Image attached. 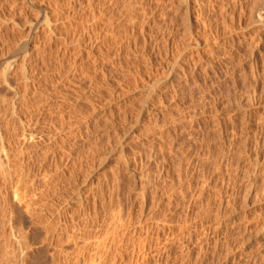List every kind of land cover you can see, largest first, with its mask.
<instances>
[{"label": "rangeland", "instance_id": "rangeland-1", "mask_svg": "<svg viewBox=\"0 0 264 264\" xmlns=\"http://www.w3.org/2000/svg\"><path fill=\"white\" fill-rule=\"evenodd\" d=\"M188 1L132 0L131 4H133L134 10L129 4L131 9L128 8L133 13V16L130 17L135 16L134 19H137L134 22L132 18L133 21H131V18L127 16L132 13L127 11L125 16L127 15L126 17L135 24V27L140 25L134 30L135 34H139L138 38L135 39L132 36L134 32L131 34L129 31L132 30L127 29L128 24L126 23L129 21L126 18V20L121 18L120 21L113 19V23L117 24H113L115 31V27L118 30L121 29L116 31L120 34L117 37L116 32L109 34L110 43L106 39L109 44L104 43L107 47L106 45L102 46V49L105 48L103 51L106 57L108 56L103 71V74L104 72L106 74L103 79L105 86L101 87V92L104 91L105 95L96 94L93 96L90 94L91 86L88 84L87 78L85 80L83 78L87 74L86 72L91 70L93 57H87L86 53L82 57L80 56V48L76 41L78 36L82 38L86 32L83 27V31H81L82 24L79 28L76 26L75 32L76 20H73L76 19V16L73 15L74 6L83 4L84 6H82L86 7L88 0H17V2L15 0H0V78H2V80L0 79V125L3 121V114H5L3 108L13 99V95L10 94L12 90H9L10 86L3 81V71L18 57L19 62L22 61L23 54L19 49L21 43L29 39L33 40L35 45L40 43L35 47V50H32L34 51L32 58L26 66L27 72L30 70L28 74L23 76L25 73L19 71L20 75H17L16 78L18 79L21 73L25 78L19 77L18 81L21 80L20 82L15 78L11 83L13 84L14 81L13 86H19L21 82L24 85L27 82V77L35 78L37 87L33 88L36 87L34 90H39L40 98L38 99L39 96L36 97V95L33 97L41 102L32 98L34 103L28 108L31 111H37L38 115L41 113L39 115L42 119L40 128L45 131L48 129L42 136L47 140L48 138L52 140H48L47 144H42L43 146L40 145L43 149H40L38 157L34 155L36 159L33 160L34 163L26 165L27 176L29 175L28 183L32 185L35 182L36 188L32 187L33 191L38 193V188L45 186L43 191H48L46 189L49 188V194L51 192L52 195L53 191L56 196L63 194L62 196L66 197V201L69 202L75 200L79 195L84 201L93 191L95 193L100 191L103 194L97 193V195L105 196L106 194V210L109 212L107 220L111 219L110 222L120 220V223L123 219L133 222L136 219L138 223L134 221V225L128 226L130 229L136 230H144L147 227L155 229L164 227L161 249H165L160 264H264V27L258 26L257 28L251 23L248 24L249 27L245 25L248 21L247 17L249 18L248 15L251 14V11L249 13L247 9L249 10L251 6L257 7L254 13L264 14V0H259L261 4L256 0L257 3L253 0H225L224 3L222 0H208L214 5L206 0H201L202 10L195 6L198 9L197 12L193 11L194 9L186 12ZM125 2L129 3L128 0H124V4ZM229 2H231L229 6L233 10L231 11L230 8V11L224 10V13L219 7L224 4V9ZM125 5L128 6V4ZM232 5L237 9L233 6L234 10ZM174 7H176V11L177 9L179 11L176 12ZM219 9L223 11L220 12L223 18L218 12ZM239 11L245 15L242 13L241 15ZM198 12L200 14H196ZM230 12L236 16H232L233 14ZM47 14H51V17ZM230 15L237 22L232 19L230 21ZM83 16L82 26L85 27L88 25L87 17H85L86 14ZM163 17L165 18L163 19ZM224 17L226 18L225 22ZM46 18L50 20V29L54 30L46 28ZM220 18H222V22ZM222 23L225 25L223 24V26ZM122 24L127 26H121ZM140 27H143L142 30ZM253 28L259 29L260 32L256 30L258 33L256 32L257 35H255V30L252 31ZM215 29L218 31L216 30V32ZM228 29L232 30L230 34ZM137 30H140V33L143 31L141 33L143 35ZM124 31L126 35L123 34ZM213 32L215 33L213 34ZM110 35H114L112 36L114 41ZM259 35L262 36L259 37ZM128 37L137 40V42L133 41L134 44L136 43L134 48L132 47L133 43L130 46L124 44L129 40ZM199 38L202 42L201 45L197 43ZM115 40L117 45H119L118 41L119 43L122 41L121 46H117ZM114 45L116 46L114 47ZM117 47H122L119 49L120 55L115 52ZM65 49L67 52L70 51L68 55L64 54ZM252 49L253 51H251ZM190 55L191 60L189 59ZM86 67L90 69L88 70ZM75 69L78 72L74 71ZM38 75L39 77H37ZM78 76L80 77L78 78ZM28 81L30 80L28 79ZM54 91L55 93H53ZM249 93L251 95H248ZM36 94L38 95V93ZM48 94L51 95V98L48 97ZM113 94L114 96H112ZM43 98L47 100V103ZM48 99L50 100L48 101ZM105 100L106 105L103 103ZM94 105L97 108L99 105L100 111H93ZM89 106H92V109ZM255 140L256 142H254ZM53 141L56 142L55 146L51 145ZM38 152L39 150H37ZM252 153H255L254 156ZM44 155L46 156L43 157ZM253 157L256 159H252ZM257 159L261 160L260 163ZM44 179H46L45 182L48 179L51 182H47L46 184H49L45 185ZM226 191L227 193H225ZM63 197L61 198L64 199ZM75 204L74 202L72 206L66 205L65 209L69 208L68 212H74L76 208L73 205ZM158 226L159 228H157ZM188 250L192 254L189 259L186 255ZM39 256L42 257H39L38 261L40 259L42 261L40 260L38 263L42 262L43 264L44 256Z\"/></svg>", "mask_w": 264, "mask_h": 264}, {"label": "bare ground", "instance_id": "bare-ground-1", "mask_svg": "<svg viewBox=\"0 0 264 264\" xmlns=\"http://www.w3.org/2000/svg\"><path fill=\"white\" fill-rule=\"evenodd\" d=\"M12 1V0H10ZM17 2V0H15ZM19 1V0H18ZM44 1V0H42ZM58 1V0H57ZM128 2H125L124 0H88L86 7H83L82 5H75L74 6V12L73 15L76 16V24H75V32L77 27L79 28L80 24L83 25V15L86 14L84 19L87 21V26H82L85 28V35L78 36L79 38L77 39L76 43L79 45L78 47L80 48V56L82 57L85 53L87 54V57L92 56L93 57V62H91V70L87 71L86 75L83 76L84 80L87 78L88 84L91 86V93L90 94L94 95H105L104 91L103 93L101 92V87L105 86L104 77H106V74L103 71L106 67V54H105V48L102 49L103 45H106L104 43H107L106 39H109V34H114L113 32H118L119 30L116 28H113V19L119 20L121 18H124L123 20L129 21L127 17L133 16L132 10L133 9V4H131L132 0H128ZM151 1V0H150ZM205 1V0H204ZM203 1V2H204ZM208 0H206L207 2ZM221 1V0H218ZM222 0V3H224ZM229 1V0H228ZM236 1V0H234ZM244 1V0H243ZM255 1V0H253ZM259 1V0H256ZM255 1V2H256ZM263 1V0H262ZM9 2V1H8ZM134 2V1H133ZM175 2V1H174ZM173 2V3H174ZM179 2V1H178ZM177 2V3H178ZM184 2V1H182ZM201 0H189L188 1V7L186 10H192L196 11L198 9H201L202 4L200 3ZM211 2V1H210ZM208 1V3H210ZM226 2V1H225ZM246 2V1H245ZM251 2V1H250ZM260 2V1H259ZM264 2V1H263ZM11 3V2H10ZM33 3V2H32ZM152 3V2H151ZM201 6H200V4ZM213 3V2H211ZM216 3V2H215ZM221 3V2H220ZM231 2L228 3V5L224 4L223 6L219 7L222 8L221 10H229L231 7L229 6ZM257 3V2H256ZM21 4V3H20ZM131 4V8L130 5ZM218 4V3H217ZM244 4V3H243ZM247 4V3H246ZM252 4V3H251ZM259 4V3H258ZM257 4V6H258ZM261 4V2H260ZM259 4V5H260ZM1 5V4H0ZM39 5V4H38ZM43 5V4H42ZM41 5V6H42ZM56 5V4H55ZM65 5V4H64ZM171 5V4H170ZM174 5V4H173ZM176 5V3H175ZM174 5V6H175ZM185 5V4H183ZM194 5V6H193ZM214 5V3H213ZM211 5V7L213 6ZM222 5V4H219ZM218 5V6H219ZM239 5V4H238ZM245 5V4H244ZM255 5V4H254ZM264 5V4H263ZM143 6V5H142ZM157 6V5H156ZM178 6V5H177ZM198 9H196V7ZM200 6V8H199ZM216 6V5H215ZM234 5H232L233 7ZM247 6V5H246ZM127 7V8H126ZM130 9H129V8ZM185 7V6H184ZM235 7V6H234ZM233 7V8H234ZM254 7V6H253ZM247 11H251V14L248 15L249 18L247 17V23L245 24L246 27L248 24L251 23L253 24L254 27L257 26H262L264 27V14H256L254 11H256L257 7L255 6ZM259 7V6H258ZM262 7V6H261ZM1 8V7H0ZM44 8V7H43ZM71 8V7H70ZM172 8V7H171ZM176 7H174L175 9ZM186 8V7H185ZM214 8V6H213ZM236 8V7H235ZM234 8V10H235ZM249 8V7H248ZM50 9V8H49ZM66 9V8H65ZM143 9V7H142ZM154 9V8H153ZM205 7L203 8V10ZM208 9V8H207ZM206 9V10H207ZM218 10V8H216ZM237 9V8H236ZM263 9V7H262ZM46 10V9H45ZM71 10V9H70ZM134 10V9H133ZM202 10V9H201ZM199 10V11H201ZM213 10V9H212ZM220 10V9H219ZM218 11L223 12V11ZM233 9L231 8V11ZM245 10V8H244ZM132 13V15L125 16V12ZM143 11V10H142ZM174 11V10H172ZM176 11V9H175ZM177 11H179L177 9ZM176 11V12H177ZM192 11V12H193ZM209 11V9L207 10ZM224 11V13H225ZM230 11V10H229ZM241 11V10H240ZM239 11V13H240ZM258 11V10H257ZM3 12V11H2ZM48 12V11H47ZM147 12V11H146ZM174 12V13H176ZM206 12V11H205ZM215 13V11L213 10ZM212 12V13H213ZM228 12V11H227ZM234 12V11H233ZM233 12H230L233 14ZM237 12V10H236ZM260 12V11H259ZM262 12V11H261ZM6 13V12H5ZM11 13V12H10ZM40 13V12H39ZM57 13V11H56ZM203 13V11H202ZM229 13V12H228ZM242 13V12H241ZM240 13V14H241ZM46 14V13H45ZM135 14V13H134ZM171 14V13H170ZM196 14H200L199 12ZM210 14V13H209ZM221 14V15H220ZM222 17V13H220ZM244 14V13H242ZM241 14V15H242ZM11 15V14H10ZM48 15V14H47ZM51 17V14H49ZM48 15V16H49ZM57 15V14H56ZM71 15V13H70ZM173 15V14H172ZM188 16V14H186ZM191 15V14H190ZM193 15L195 13L193 12ZM217 15V16H218ZM228 15V14H227ZM238 15V14H237ZM240 15V17H241ZM245 15V14H244ZM247 15V14H246ZM58 16V15H57ZM139 16V15H138ZM142 16V15H141ZM199 16V15H198ZM197 16V17H198ZM201 16V15H200ZM206 16V14H205ZM204 16V18H205ZM214 16V15H213ZM216 16V14H215ZM218 16V17H220ZM224 16V15H223ZM232 16H236V14H233ZM1 17V16H0ZM62 17V16H61ZM64 17V16H63ZM68 17V16H67ZM70 17V16H69ZM68 17V18H69ZM72 17V16H71ZM144 18V16H142ZM179 17V16H178ZM183 17V16H182ZM196 17V16H195ZM229 17V16H228ZM227 17V18H228ZM231 17V15H230ZM5 18V17H4ZM45 18V17H44ZM74 18V17H73ZM126 18V19H125ZM131 18V17H130ZM134 22L137 19H134L132 17ZM132 18L130 19L131 21ZM165 17H163L164 19ZM167 18V17H166ZM173 18V17H172ZM216 18V17H215ZM223 18V17H222ZM220 21L222 22L223 20ZM245 18V17H244ZM52 19V18H51ZM140 19V17H139ZM155 19V18H154ZM196 19V18H195ZM198 19V18H197ZM201 19V18H200ZM233 20L234 17L230 18ZM240 21V18H238ZM67 20V19H65ZM206 20V19H205ZM226 18L224 17V22ZM237 20V19H236ZM120 21V20H119ZM170 21V20H169ZM229 21V20H228ZM235 21V20H233ZM246 21V20H245ZM250 21V22H249ZM72 22V21H71ZM74 22V21H73ZM85 22V23H86ZM118 22V21H117ZM143 22V21H142ZM145 22V21H144ZM171 22V21H170ZM204 22V21H203ZM237 22V21H235ZM242 22V21H240ZM1 23V22H0ZM56 23V21H55ZM60 23V22H59ZM84 23V25H85ZM208 23V22H206ZM213 23V22H212ZM218 23V22H217ZM239 23V22H238ZM6 24V23H5ZM50 20L46 18L45 20V26L46 28L50 29ZM54 24V23H53ZM64 24V23H63ZM74 24V23H73ZM116 24V22H115ZM114 24V25H115ZM127 29L129 28L134 32L135 29H137L140 25L135 27V24L133 22H128ZM126 24H122L126 25ZM138 24V23H137ZM173 24V23H172ZM186 24V23H185ZM188 24V22H187ZM224 23H222L223 25ZM236 24V23H235ZM243 24V23H242ZM117 25V24H116ZM142 25V24H141ZM215 25V23H214ZM218 25V24H217ZM221 25V24H220ZM225 25V24H224ZM223 25V26H224ZM39 26V25H38ZM44 26V27H45ZM67 26V25H66ZM65 26V27H66ZM77 26V27H76ZM119 26V25H118ZM127 26V25H126ZM125 26V28H126ZM144 27V25H142ZM191 26V25H190ZM194 26V25H193ZM204 26V25H203ZM234 26V25H233ZM237 26V25H236ZM241 26V25H240ZM243 26V25H242ZM120 27V26H119ZM143 27H140L143 28ZM173 27V26H172ZM200 27V26H199ZM217 27V26H216ZM231 27V26H230ZM238 27V26H237ZM245 27V26H244ZM243 27V28H244ZM249 27V25H248ZM251 27V26H250ZM185 28V27H184ZM227 26L225 27L226 30ZM229 28V27H228ZM233 28V27H232ZM252 28V27H251ZM259 31V29H257ZM260 28V27H259ZM42 29V28H41ZM44 29V28H43ZM47 29V30H49ZM53 29V28H51ZM50 29V30H51ZM114 29V31H113ZM128 29V30H129ZM186 29V28H185ZM221 29V28H220ZM231 29V28H229ZM228 29V30H229ZM237 29V28H236ZM245 29V28H244ZM248 29V28H247ZM246 29V30H247ZM54 30V29H53ZM70 30V29H69ZM126 30V29H125ZM142 30V29H141ZM199 30V29H197ZM218 31V29H215V31ZM234 30V28H233ZM241 30V29H240ZM251 31V29H249ZM248 30V31H249ZM255 28H253L254 32ZM255 30L254 34L257 32ZM52 31V30H51ZM67 31V30H66ZM73 31V30H72ZM72 32V34L74 33ZM83 31V29L81 30ZM138 31V30H137ZM140 31V30H139ZM138 31V32H139ZM203 31V30H202ZM216 31V32H217ZM223 31V30H222ZM232 31V30H231ZM229 30V34L231 32ZM235 31V30H234ZM243 31V30H241ZM42 32V30H41ZM40 32V33H41ZM44 32V31H43ZM50 32V31H49ZM48 32V33H49ZM115 33L116 37L119 36V33ZM127 32V31H126ZM128 32V35L130 34ZM212 32V29H211ZM220 32V31H219ZM228 32V31H227ZM260 32V31H259ZM263 32V31H261ZM84 33V32H82ZM140 33V32H139ZM143 33V31L141 32ZM140 33V34H141ZM215 32H213L214 34ZM258 33V32H257ZM257 33L255 35H257ZM60 34V33H59ZM80 34V33H79ZM118 34V35H117ZM122 34V32H121ZM125 34V31L123 33ZM122 34V35H123ZM212 34V36H213ZM220 34V33H219ZM222 34V33H221ZM243 34V33H242ZM260 34V33H259ZM262 34V33H261ZM46 35V34H44ZM48 35V34H47ZM53 35V34H52ZM56 36V34H54ZM62 35V34H60ZM69 35V33H68ZM78 35V34H77ZM123 35V36H124ZM139 34H132V36L137 39ZM143 35V34H141ZM217 35V34H216ZM223 35V34H222ZM263 35V34H262ZM262 35H259L261 37ZM34 36V35H33ZM72 36V35H71ZM108 36V38H107ZM114 35H110L112 38ZM130 36V35H129ZM208 36V35H207ZM228 36V35H227ZM49 37V36H48ZM115 37V38H116ZM121 37V36H120ZM125 37V36H124ZM127 37V36H126ZM194 37V36H193ZM197 37V36H196ZM45 38V37H44ZM47 38V37H46ZM55 38V37H54ZM58 38V37H57ZM73 38V36H72ZM114 38V37H113ZM112 40L114 41V39ZM119 38V37H118ZM117 38V39H118ZM129 40H127L125 45L130 46L133 41L135 40L132 37H128ZM207 38V37H205ZM251 38V37H250ZM2 39V38H1ZM49 39V38H48ZM52 39V38H51ZM141 39V38H140ZM197 39V38H196ZM208 39V38H207ZM206 39V40H207ZM241 39V38H239ZM238 39V40H239ZM244 37L242 38V40ZM253 39V38H252ZM50 40V39H49ZM64 40V39H63ZM70 40V39H69ZM76 40V38H75ZM111 40V39H110ZM121 40V39H120ZM215 40V39H214ZM234 40V39H233ZM237 40V41H238ZM33 41V40H32ZM29 40H26L25 42L21 43L19 46V49H21L23 56L21 57V60L19 62V57L18 59H15L9 66L3 71V81L10 86L12 92L10 93L13 95V99L11 100L10 103H7L8 105L3 108V111L5 114H3V121L1 122L0 125V203L2 209H0V264H42L38 263V258L40 257L39 255L44 256V261L43 264H160V259L162 258V255L164 253V249H161V238H162V230L164 227L159 226L155 228H144V230H136V229H130L131 225H134V221H137L134 217V221H124V219L119 223L120 220L115 221V222H110V220H107V217L109 215V212L106 210V194L105 196H99V194H103V192H98L95 193L94 191L90 194V196H87L86 199L83 201L82 196L79 195L75 200L73 201H66V199L61 195L56 196L55 191H53L52 195L51 192L50 194L48 193L50 190L47 188L46 190L48 191H43L45 186L38 188V193L37 191H33L32 187L34 186V183L29 184L28 183V176H27V164L30 165L31 162L34 163V155L35 157H38V154L40 153V149H43L41 146L42 144H45L48 142V140H51L50 138L45 139L44 136H42L46 131L45 129L42 130L40 128V117L37 111H34L28 107L29 105H32L34 103V100H38L40 98L39 96V90H34L37 87V83H35V78L34 77H27L30 81L23 82L25 83L23 86H13L12 80H14L17 75L19 74V71H22L25 76L28 74L27 72V64L30 63V60L32 58L33 49L35 50V47L38 45H35V42ZM56 41V40H55ZM118 41V40H117ZM125 41V38H124ZM229 41V40H227ZM251 41V40H250ZM110 43V41L108 40ZM112 42V41H111ZM116 42V40H115ZM122 42V41H121ZM121 42L117 46H121ZM134 42H137L135 40ZM145 42V41H144ZM241 42V41H240ZM239 42V43H240ZM72 43V41H71ZM107 43V45L109 44ZM196 43V42H195ZM197 43L201 45L202 42H200V38L198 39ZM205 43V42H204ZM203 43V44H204ZM229 43V42H227ZM226 43V44H227ZM234 43V42H233ZM252 43V42H251ZM47 44V43H46ZM58 44V43H57ZM65 44V43H64ZM68 44V43H67ZM73 44V43H72ZM113 44V42H112ZM122 44V45H124ZM145 44V43H144ZM232 44V42H231ZM243 44V43H242ZM256 44V43H255ZM18 45V44H17ZM42 45V43H41ZM44 45V44H43ZM60 45V44H59ZM63 45V44H62ZM61 45V46H62ZM70 45V44H69ZM106 45V47H107ZM114 45V47L116 46ZM134 45L136 46V43H133V48ZM195 45V44H194ZM233 45V44H232ZM252 45V44H251ZM257 45V44H256ZM189 46V45H188ZM211 46V45H210ZM249 46V44H248ZM246 46V47H248ZM34 47V48H33ZM70 47V46H69ZM77 47V46H76ZM77 47V48H78ZM82 47V48H81ZM105 47V46H104ZM113 47V46H112ZM139 47V46H138ZM252 47V46H250ZM254 47V46H253ZM252 47V48H253ZM41 48V47H40ZM51 48V47H50ZM57 48V47H56ZM65 48V47H64ZM118 48V47H117ZM116 48V53L120 55L119 49L117 52ZM124 48V46H123ZM128 48V47H126ZM125 48V49H126ZM237 48V47H236ZM239 48V47H238ZM256 48V47H254ZM258 48V47H257ZM264 48V47H263ZM49 49V48H48ZM71 49V48H70ZM107 49V48H106ZM213 49V48H212ZM57 50V49H56ZM72 50V49H71ZM78 50V49H77ZM104 50V51H103ZM108 50V49H107ZM112 50V49H111ZM115 50V49H114ZM113 50V51H114ZM128 50V49H127ZM134 50V49H133ZM142 50V49H140ZM237 50V49H236ZM245 50V49H244ZM44 51V50H43ZM50 51V49H49ZM86 51V52H85ZM166 51V50H165ZM211 51V50H210ZM241 51V50H240ZM237 51V52H240ZM249 51V50H248ZM253 51V49L251 50ZM20 52V51H19ZM47 52V50H46ZM73 52V51H72ZM110 52V51H109ZM182 52V50H181ZM226 52V51H225ZM18 53V51H17ZM60 53V52H59ZM70 53L67 52V49H65L64 54ZM114 53V52H113ZM112 53V54H113ZM192 53V52H191ZM198 53V52H197ZM204 53V52H203ZM202 53V55H203ZM43 54V53H42ZM45 54V53H44ZM140 54V53H139ZM177 54V53H176ZM18 55V54H17ZM40 55V54H39ZM56 55V54H55ZM70 55V54H69ZM107 55H109L107 53ZM117 55V54H115ZM122 55V54H121ZM125 55V54H123ZM49 56V55H48ZM60 56V55H59ZM95 56V57H94ZM193 56V55H192ZM61 57V56H60ZM63 57V56H62ZM65 57V55H64ZM70 57V56H69ZM72 57V56H71ZM75 57V55H74ZM110 57V56H109ZM116 57V56H115ZM124 57V56H123ZM129 57V56H128ZM195 57V56H193ZM208 57V56H207ZM242 57V56H241ZM17 58V57H16ZM34 58V57H33ZM111 58V57H110ZM113 58V57H112ZM120 58V57H119ZM191 55H190V60H191ZM197 58V57H196ZM247 58V57H246ZM259 58V57H258ZM62 59V58H61ZM72 59V58H71ZM109 59V58H108ZM121 59V58H120ZM127 59V58H126ZM194 59V58H193ZM209 59V58H208ZM248 59V58H247ZM34 60V59H33ZM64 60V59H63ZM68 60V58H67ZM70 60V59H69ZM74 60V59H73ZM187 60V59H186ZM206 60V59H205ZM211 60V59H210ZM227 60V59H226ZM251 60V59H250ZM35 61V60H34ZM72 61V60H71ZM87 61V60H86ZM112 61V60H111ZM109 61V62H111ZM114 61V59H113ZM189 61V60H188ZM32 62V61H31ZM41 62V61H40ZM83 62V61H81ZM116 62V61H115ZM122 62V61H121ZM135 62V61H134ZM178 62V60H177ZM202 62V61H201ZM210 62V61H209ZM36 63V62H35ZM64 63V62H63ZM72 63V62H71ZM211 63V62H210ZM253 63V62H252ZM7 64V65H8ZM34 64V63H33ZM32 64V65H33ZM38 64V63H37ZM73 64V63H72ZM71 64V65H72ZM100 64V65H99ZM178 64V63H177ZM193 64V63H192ZM63 65V64H62ZM81 65V64H80ZM119 65V64H118ZM194 65V64H193ZM204 65V64H203ZM224 65V64H223ZM234 65V64H233ZM2 66V65H1ZM29 66V65H28ZM41 66V65H40ZM55 66V65H54ZM70 66V65H69ZM78 66V65H77ZM85 67V65H83ZM100 66V67H99ZM49 67V66H48ZM60 67V66H59ZM123 67V66H122ZM131 67V66H130ZM227 67V66H226ZM240 67V66H239ZM250 67V66H249ZM263 67V66H262ZM32 68V67H31ZM83 68V67H82ZM87 68V67H86ZM121 68V67H120ZM125 68V67H124ZM139 68V67H138ZM145 68V67H144ZM4 69V68H3ZM44 69V68H43ZM88 69V68H87ZM90 69V68H89ZM88 69V70H89ZM55 70V69H54ZM65 70V69H64ZM86 70V69H84ZM83 70V71H84ZM147 70V69H146ZM194 70V69H193ZM218 70V69H217ZM216 70V71H217ZM220 70V69H219ZM254 70V69H253ZM34 71V70H33ZM59 71V69H58ZM63 71V70H62ZM76 71V69L74 70ZM114 71V70H113ZM124 71V70H123ZM129 71V70H128ZM263 71V70H262ZM18 72V73H17ZM27 72V73H26ZM67 72V71H66ZM78 72V71H76ZM82 72V71H81ZM132 72V71H131ZM144 72V71H143ZM21 73V72H20ZM21 73V76H22ZM32 73V72H31ZM35 73V71H34ZM60 73V72H59ZM84 73V72H83ZM122 73V72H121ZM136 73V72H135ZM225 73V72H224ZM49 74V73H48ZM61 74V73H60ZM169 74V73H168ZM211 74V73H210ZM242 74V73H241ZM259 74V73H258ZM30 75V74H29ZM28 75V76H29ZM65 75V74H64ZM105 75V76H104ZM127 75V74H125ZM202 75V74H201ZM222 75V74H221ZM262 75V74H261ZM19 76V77H21ZM22 76V77H23ZM134 76V75H133ZM247 76V75H246ZM1 77V75H0ZM18 77V79H19ZM39 77V75L37 76ZM66 77V76H65ZM75 77V76H74ZM80 76H78L79 78ZM138 77V76H137ZM188 77V76H187ZM25 78V77H23ZM63 78V76H61ZM73 78V77H72ZM76 78V77H75ZM77 78V79H78ZM82 78V79H83ZM110 78V77H109ZM118 78V77H117ZM124 78V77H123ZM186 78V77H185ZM195 78V77H194ZM234 78V77H233ZM253 78V77H252ZM2 80V78H0ZM17 79V78H16ZM17 79V81H18ZM53 79V78H52ZM60 79V78H59ZM81 79V78H80ZM122 79V78H121ZM128 79V78H127ZM201 79V78H200ZM214 79V78H212ZM211 79V80H212ZM238 79V77H237ZM23 80V79H22ZM75 80V79H74ZM224 80V79H223ZM21 81V80H20ZM18 81V82H20ZM64 81V80H63ZM178 81V80H177ZM218 81V80H217ZM229 81V80H228ZM241 81V80H240ZM34 82V83H33ZM57 82V81H56ZM60 82V81H59ZM73 82V80H72ZM120 82V81H119ZM189 82V81H188ZM192 82V81H191ZM1 83V82H0ZM3 83V82H2ZM16 83V82H15ZM49 83V82H48ZM55 83V82H54ZM58 83V82H57ZM116 83V82H114ZM128 83V82H127ZM131 83V82H130ZM128 83V84H130ZM138 83V82H137ZM151 83V82H150ZM237 83V82H236ZM243 83V82H242ZM253 83V82H252ZM255 83V82H254ZM4 84V83H3ZM34 84V85H33ZM36 84V85H35ZM68 84V82H67ZM70 84V83H69ZM76 84V83H75ZM107 84V83H106ZM110 84V83H109ZM124 84V83H123ZM198 84V83H197ZM214 84V83H213ZM223 84V83H222ZM40 85V84H39ZM55 85V84H54ZM53 85V86H54ZM66 85V84H65ZM74 85V84H73ZM87 85V84H86ZM248 85V84H247ZM5 86V85H4ZM36 86L35 88H33ZM51 86V85H50ZM58 86V85H57ZM68 86V85H67ZM88 86V85H87ZM119 86V83H118ZM137 86V85H136ZM140 86V85H139ZM208 86V85H207ZM220 86V85H219ZM217 86V87H219ZM253 86V85H251ZM3 87V85H2ZM43 87V86H42ZM46 87V86H45ZM127 87V86H126ZM125 87V89H126ZM56 88V87H55ZM58 88V87H57ZM62 88V87H61ZM78 88V87H77ZM76 88V89H77ZM193 88V87H192ZM225 88V87H224ZM254 88V87H253ZM1 89V86H0ZM41 89V88H40ZM64 89V88H63ZM62 89V90H63ZM74 89V88H73ZM86 89V88H85ZM133 89V88H132ZM195 89V88H194ZM231 89V88H230ZM250 89V88H249ZM3 90V89H2ZM46 90V89H45ZM56 90V89H55ZM222 90V89H221ZM220 90V91H221ZM64 91V90H63ZM70 91V90H69ZM86 91V90H85ZM84 91V92H85ZM119 91V90H118ZM190 91V90H189ZM202 91V90H201ZM251 91V90H250ZM255 91V90H254ZM257 91V90H256ZM98 92V93H97ZM133 92V91H132ZM152 92V91H151ZM204 92V91H203ZM236 92V91H235ZM253 92V91H252ZM38 93V95L36 94ZM55 93V91L53 92ZM67 93V92H66ZM106 93V92H105ZM109 93V92H108ZM114 93V92H113ZM195 93V92H194ZM215 93V92H214ZM227 93V92H226ZM254 93V92H253ZM52 94V93H51ZM191 94V93H190ZM255 94V93H254ZM260 94V93H259ZM33 95L39 96V97H33ZM42 95V94H41ZM49 95V94H48ZM47 95V96H48ZM57 95V94H56ZM60 95V94H59ZM73 95V94H72ZM77 96L79 94H76ZM75 95V96H76ZM89 95V94H88ZM107 95V94H106ZM117 95V94H116ZM189 95V94H188ZM217 95V94H216ZM248 95H251L250 93ZM45 96V94H44ZM76 96V97H77ZM92 96V97H93ZM114 96V94L112 95ZM123 96V95H122ZM126 96V95H125ZM238 96V95H237ZM261 96V95H260ZM259 96V97H260ZM51 98V95L48 96ZM53 97V96H52ZM66 97V95H65ZM68 97V96H67ZM71 97V96H70ZM75 97V98H76ZM82 97V96H81ZM106 97V96H105ZM124 97V96H123ZM149 97V96H148ZM220 97V96H219ZM34 100H33V99ZM46 98V97H45ZM64 98V97H63ZM88 98V97H87ZM86 98V99H87ZM95 98V97H94ZM112 98V97H110ZM258 98V97H257ZM42 99V97H41ZM68 99V98H67ZM66 99V100H67ZM70 99V98H69ZM74 99V98H73ZM79 99V98H78ZM91 99V98H90ZM192 99V97H191ZM254 99V98H253ZM10 100V99H9ZM43 100H45L43 98ZM50 99H48L49 101ZM92 100V99H91ZM163 100V99H162ZM251 100V99H250ZM249 100V101H250ZM6 101V100H5ZM69 101V100H67ZM87 101V100H86ZM160 101V100H159ZM252 101V100H251ZM41 102V101H37ZM44 102V101H43ZM47 103V100H45ZM97 102V101H96ZM101 103L100 101H98ZM215 102V101H214ZM248 102V101H246ZM51 103V102H50ZM62 103V102H61ZM103 103L106 105V100L103 101ZM101 103V104H103ZM109 103V102H108ZM193 103V102H192ZM39 105V103H37ZM43 104V103H41ZM75 104V103H74ZM90 104V103H89ZM92 104V103H91ZM95 104V103H94ZM189 104V103H188ZM203 104V103H202ZM248 104V103H247ZM36 105V103H35ZM37 105V106H38ZM45 105V104H44ZM49 105V104H48ZM159 105V104H158ZM220 105V104H219ZM34 106V105H33ZM46 106V105H45ZM64 106V105H63ZM67 106V105H66ZM75 106V105H74ZM93 106V105H92ZM91 106V107H92ZM97 107H93V111L99 110V105ZM202 106V105H201ZM225 106V105H224ZM223 106V107H224ZM240 106V105H239ZM39 107V106H38ZM191 107V106H190ZM238 107V106H237ZM42 108V107H41ZM69 108V107H68ZM74 108V107H73ZM104 108V107H103ZM113 108V107H112ZM217 108V107H216ZM236 108V107H235ZM249 108V107H248ZM30 109V110H28ZM230 109V108H229ZM58 110V109H57ZM150 110V109H149ZM73 111V110H72ZM89 111V110H88ZM202 111V110H201ZM45 112V111H44ZM206 112V111H205ZM208 112V111H207ZM64 113V112H63ZM93 113V112H92ZM216 113V112H215ZM74 114V113H73ZM243 114V113H241ZM195 115V114H194ZM200 115V114H199ZM207 115V114H206ZM252 115V114H251ZM108 116V115H107ZM189 116V115H188ZM192 116V115H191ZM244 116V115H243ZM2 117V116H1ZM133 117V116H132ZM250 117V116H249ZM235 118V117H234ZM56 119V118H55ZM64 119V118H63ZM83 119V118H82ZM81 119V120H82ZM95 119V117H94ZM189 119V118H188ZM205 119V118H204ZM58 120V119H57ZM190 120V119H189ZM223 120V119H222ZM70 121V120H69ZM241 121V120H240ZM239 121V122H240ZM4 122V123H3ZM51 122V121H50ZM90 122V121H89ZM219 122V121H218ZM223 122V121H222ZM3 123V124H2ZM49 123V122H48ZM52 123V122H51ZM176 123V122H175ZM237 123V122H236ZM67 124V123H65ZM201 124V123H200ZM232 124V123H231ZM246 124V123H244ZM49 125V124H48ZM58 125V124H57ZM94 125V124H93ZM96 125V124H95ZM117 125V124H116ZM247 125V124H246ZM250 125V124H249ZM258 125V124H257ZM77 126V125H76ZM84 126V125H83ZM199 126V125H198ZM228 126V125H227ZM213 127V125H212ZM45 128V127H44ZM50 128V127H49ZM64 128V127H63ZM169 128V127H168ZM196 128V127H195ZM216 128V127H215ZM233 128V127H232ZM244 128V127H243ZM41 129V130H39ZM72 129V128H71ZM89 129V128H88ZM222 129V128H221ZM64 130V129H63ZM85 130V129H84ZM243 130V129H242ZM263 130V129H262ZM235 131V130H234ZM75 132V131H74ZM96 132V131H95ZM171 132V131H169ZM48 133V132H47ZM89 133V132H88ZM239 133V132H238ZM260 133V132H259ZM77 134V133H76ZM51 135V134H50ZM197 135V134H196ZM42 136V137H41ZM69 136V135H68ZM92 136V135H91ZM200 136V135H199ZM239 136V135H238ZM249 136V135H248ZM82 137V136H81ZM158 137V136H157ZM233 137V136H232ZM259 137V136H258ZM262 137V136H261ZM64 139V138H63ZM185 139V138H184ZM216 139V138H215ZM232 139V138H231ZM253 139V138H252ZM82 140V139H81ZM194 140V139H193ZM242 140V139H241ZM257 140V139H256ZM256 140L254 142H256ZM264 140V139H263ZM52 141V140H51ZM55 141V140H54ZM52 142L51 145L55 146L56 142ZM50 142V141H49ZM78 142V141H77ZM58 143V141H57ZM96 143V142H95ZM238 143V142H237ZM263 143V142H262ZM47 144V143H46ZM41 145V146H40ZM237 145V144H236ZM258 145V144H257ZM61 146V145H60ZM153 146V145H152ZM157 146V145H156ZM177 146V145H176ZM256 146V145H255ZM61 148V147H60ZM88 148V147H87ZM92 148V147H91ZM241 148V147H240ZM242 149V148H241ZM37 150L39 152L37 153ZM65 150V149H64ZM250 150V149H249ZM54 151V150H52ZM154 151V150H153ZM50 152V150H49ZM69 152V151H68ZM157 152V151H155ZM37 155H36V154ZM95 153V152H94ZM261 153V152H260ZM28 154V155H27ZM43 154V153H41ZM46 154V153H45ZM60 154V153H59ZM243 154V153H242ZM253 154V153H252ZM255 154V153H254ZM253 154V156H254ZM48 155V154H47ZM238 155V154H237ZM251 155V154H250ZM262 155V154H261ZM259 155V156H261ZM44 155L43 157H45ZM151 156V155H150ZM256 156V155H255ZM52 157V156H51ZM47 158V157H46ZM61 158V157H60ZM59 158V159H60ZM70 158V157H69ZM152 158V157H151ZM249 158V157H248ZM256 158H258L256 156ZM255 158V159H256ZM261 158V157H259ZM32 159V160H30ZM44 159V158H43ZM163 159V158H162ZM254 159V157L252 158ZM254 159V160H255ZM36 160V159H35ZM39 160V159H38ZM49 160V159H48ZM69 160V159H68ZM67 160V161H68ZM71 160V159H70ZM258 163H260L261 160L257 159ZM256 160V161H257ZM43 161V160H42ZM255 161V164H256ZM62 162V161H61ZM71 162V161H70ZM54 163V162H53ZM63 163V162H62ZM73 163V161H72ZM242 163V162H241ZM41 164V163H40ZM74 164V163H73ZM142 164V163H141ZM216 166V165H215ZM256 166V165H255ZM258 166V165H257ZM68 167V165H67ZM72 167V166H71ZM131 167V166H130ZM129 167V168H130ZM252 167V166H251ZM44 168V167H43ZM153 168V167H152ZM167 168V167H166ZM255 168V167H254ZM34 169V168H33ZM41 169V167H40ZM57 169V168H56ZM154 169V168H153ZM130 170V169H129ZM135 170V169H134ZM259 170V169H258ZM33 171V170H32ZM30 171V172H32ZM72 171V170H71ZM90 171V170H89ZM161 171V170H160ZM29 172V173H30ZM66 172V171H65ZM195 172V171H194ZM51 173V172H50ZM68 173V172H66ZM147 173V172H146ZM34 174V173H33ZM60 174V173H59ZM49 175V174H48ZM68 175V174H67ZM90 175V174H89ZM219 175V174H218ZM41 176V175H40ZM64 176V175H63ZM66 176V175H65ZM35 177V176H34ZM58 177V176H57ZM145 177V176H144ZM151 177V176H150ZM45 178V177H44ZM48 178V177H47ZM141 178V177H140ZM50 179V178H49ZM47 182H51L52 179H50ZM67 179V178H66ZM150 179V178H149ZM180 179V178H179ZM33 180V179H32ZM42 180V179H41ZM39 180V181H41ZM55 180V179H54ZM70 180V179H69ZM80 180V179H79ZM31 181V180H30ZM46 179H44V182ZM148 181V180H147ZM43 182V183H44ZM47 182H45V185ZM251 182V181H250ZM249 182V183H250ZM31 183V182H30ZM53 183V181L51 182ZM50 183V184H51ZM38 184V183H37ZM192 184V183H191ZM240 184V183H239ZM252 184V183H251ZM16 185V186H15ZM31 187H30V186ZM42 185V184H40ZM222 185V184H221ZM227 185V184H226ZM15 186V187H14ZM50 186V185H49ZM59 186V185H58ZM47 187V186H46ZM53 187V186H52ZM55 188V187H54ZM60 188V187H59ZM63 188V187H62ZM14 189V190H13ZM41 189V191H39ZM45 190V189H44ZM64 190V189H63ZM62 190V191H63ZM103 190V189H101ZM227 190V189H226ZM52 191V189H51ZM60 191V190H58ZM142 191V190H141ZM239 191V190H238ZM77 192V191H76ZM91 192V191H90ZM145 192V191H144ZM48 193V194H46ZM66 193V192H65ZM151 193V192H150ZM227 193V191L225 192ZM89 194V193H88ZM100 194V195H101ZM145 194V193H144ZM213 194V193H212ZM206 195V194H205ZM56 196V197H55ZM69 196V194H68ZM225 196V195H224ZM252 196V195H251ZM63 197L64 199H62ZM136 197V196H135ZM234 197V196H233ZM69 198V197H68ZM131 199V198H130ZM223 199V198H222ZM229 199V198H228ZM246 200V198H244ZM144 201V200H143ZM210 201V200H209ZM76 203L75 205V211L74 212H68V209H65V206H72L73 203ZM230 202V201H229ZM245 202V201H244ZM212 203V202H211ZM232 203V202H231ZM144 204V203H143ZM222 204V203H221ZM243 205V204H242ZM245 205V204H244ZM126 206V205H125ZM150 206V205H149ZM186 206V205H185ZM246 206V205H245ZM0 207V208H1ZM143 207V206H141ZM217 207V206H216ZM220 209V208H219ZM70 210V209H69ZM112 210V209H111ZM149 211V210H148ZM127 212V211H126ZM141 212H143L141 210ZM147 212V211H146ZM137 213V212H136ZM163 214V213H162ZM70 215V216H69ZM133 215V214H132ZM188 216V215H187ZM120 217V216H119ZM159 217V216H158ZM122 218V217H121ZM127 218H129L127 216ZM133 218V217H132ZM137 218V217H136ZM218 218V217H217ZM115 219V218H114ZM140 219V218H139ZM177 219V218H176ZM180 219V218H179ZM192 219V218H191ZM126 220V219H125ZM161 221V220H160ZM162 222V221H161ZM138 223V221H137ZM166 223V222H164ZM130 225V227H128ZM159 225V224H158ZM201 225V224H200ZM247 225V224H246ZM137 226V225H136ZM162 226V225H160ZM165 226V225H164ZM200 228V227H199ZM215 228V227H214ZM168 229V228H167ZM189 229V228H188ZM194 230V229H193ZM214 230V229H213ZM216 230V229H215ZM231 230V229H230ZM204 231V230H203ZM227 231V230H226ZM225 232V231H224ZM165 233V231H164ZM179 233V232H178ZM170 235V234H169ZM191 235V234H190ZM225 235V234H224ZM138 236V237H137ZM165 237V236H164ZM173 237V236H172ZM190 237V236H189ZM192 237V236H191ZM169 238V237H168ZM198 238V237H197ZM175 239V238H174ZM166 241V240H165ZM172 241V240H171ZM180 241V240H179ZM192 241V240H191ZM190 241V242H191ZM168 242V241H167ZM207 242V241H206ZM214 242V241H213ZM155 246H153L154 244ZM165 243V242H164ZM194 244V243H193ZM171 245V244H170ZM184 245V244H183ZM189 245V244H188ZM187 246V245H186ZM202 247V246H201ZM207 247V245H206ZM215 247V246H214ZM213 248V247H212ZM217 248V247H215ZM223 248V247H222ZM237 249V248H236ZM261 249V248H260ZM200 250V249H199ZM209 251V250H208ZM185 252V251H184ZM210 253V252H209ZM225 253V252H224ZM223 253V254H224ZM228 253V251H227ZM226 253V254H227ZM179 254V253H178ZM198 254V253H197ZM186 255L188 259L192 255L191 252L188 250L186 252ZM222 256V255H221ZM42 257V256H41ZM40 257V258H41ZM193 257V256H192ZM185 259V258H184ZM183 259V261H185ZM192 259V258H191ZM200 260V259H199ZM42 261V260H41ZM180 262V261H179Z\"/></svg>", "mask_w": 264, "mask_h": 264}]
</instances>
